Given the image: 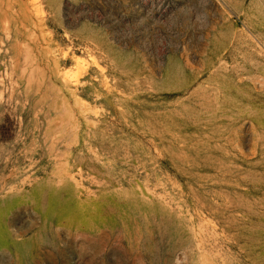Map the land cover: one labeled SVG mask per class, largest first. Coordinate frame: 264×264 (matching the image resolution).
I'll return each mask as SVG.
<instances>
[{
	"label": "rangeland",
	"instance_id": "rangeland-1",
	"mask_svg": "<svg viewBox=\"0 0 264 264\" xmlns=\"http://www.w3.org/2000/svg\"><path fill=\"white\" fill-rule=\"evenodd\" d=\"M0 264H264V0H0Z\"/></svg>",
	"mask_w": 264,
	"mask_h": 264
}]
</instances>
